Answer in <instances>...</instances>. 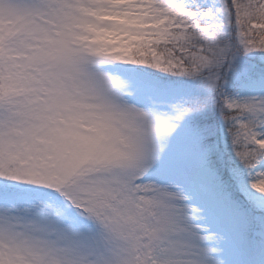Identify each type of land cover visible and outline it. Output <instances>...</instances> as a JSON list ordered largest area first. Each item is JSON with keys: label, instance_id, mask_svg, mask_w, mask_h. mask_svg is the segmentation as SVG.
I'll return each instance as SVG.
<instances>
[{"label": "snow or ice", "instance_id": "6c2138e0", "mask_svg": "<svg viewBox=\"0 0 264 264\" xmlns=\"http://www.w3.org/2000/svg\"><path fill=\"white\" fill-rule=\"evenodd\" d=\"M0 264H264V0H0Z\"/></svg>", "mask_w": 264, "mask_h": 264}]
</instances>
